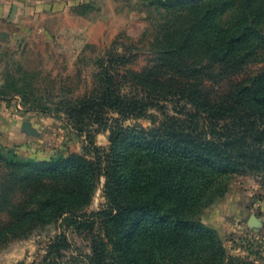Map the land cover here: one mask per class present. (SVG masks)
Returning a JSON list of instances; mask_svg holds the SVG:
<instances>
[{"label":"rangeland","instance_id":"1","mask_svg":"<svg viewBox=\"0 0 264 264\" xmlns=\"http://www.w3.org/2000/svg\"><path fill=\"white\" fill-rule=\"evenodd\" d=\"M103 7L76 9L78 16L90 12L93 21L0 25V156L25 163L75 154L110 167L117 163L102 170L88 202L75 213L27 226L12 224L10 206L2 211L0 264H136L135 230L127 232L131 243L124 254L120 219L100 216L110 209L107 176L113 185L114 171L127 169L132 144L142 150L157 135L168 139L169 128L190 131L201 120L180 91L191 87L212 97L219 87L253 85L264 72V0H108ZM104 73L139 114L68 112L84 96L99 97ZM24 120L35 134L21 133ZM146 162L153 171L168 165L152 166L141 151L133 188L124 187V180L119 192L111 188L119 201L156 191L147 187ZM4 164L0 160V199L13 205L22 195L4 188ZM157 203L158 213L144 215V222L168 223L172 208L179 209L168 191L157 194ZM251 215L258 219L255 227L248 224ZM194 218L214 231L230 255L264 264V175L230 174L223 195Z\"/></svg>","mask_w":264,"mask_h":264},{"label":"trees","instance_id":"2","mask_svg":"<svg viewBox=\"0 0 264 264\" xmlns=\"http://www.w3.org/2000/svg\"><path fill=\"white\" fill-rule=\"evenodd\" d=\"M259 77L253 85L239 82L227 90L219 87L212 97L205 90L194 94L191 87L180 91L197 108L201 120L189 127L190 131L188 127L169 128L168 139L157 135V139L148 141L142 150L138 144H132L124 158L127 169L119 174L114 171L113 185L107 176L105 185L110 194V209L100 216L113 221L120 219L122 231L126 232L123 249L131 243L127 232L135 230L131 254L136 264H255L230 255L214 231L202 226L194 217L223 195L230 174L264 175V72ZM136 108L135 103L125 101L118 94L111 76L104 73L99 97L84 96L71 104L68 112L82 115L89 110L107 109L139 114L141 109ZM141 151H145L152 166L158 162L160 165L168 162V165L153 171L146 162L142 171L149 178L147 187L155 186L156 191H148L145 199L123 203L111 193V188L119 192L122 180L124 187L133 188ZM0 160L9 168L2 181L6 184L4 188L10 187L12 193L18 190L22 195L13 205L10 199H0V213L10 206L14 210L12 224L27 226L46 223L63 213L81 209L92 195L102 170L107 172L117 165H102L75 154L25 163L1 156ZM164 191H168V198L175 200L180 210L172 208L173 219L168 223L144 222L141 218L144 215L158 213L157 194ZM178 212L181 215H177ZM153 243L159 244V248H151ZM159 249H163L162 252ZM126 252L125 248L123 253Z\"/></svg>","mask_w":264,"mask_h":264},{"label":"crops","instance_id":"3","mask_svg":"<svg viewBox=\"0 0 264 264\" xmlns=\"http://www.w3.org/2000/svg\"><path fill=\"white\" fill-rule=\"evenodd\" d=\"M108 0H0V25L16 21H93L92 14L76 15L77 8L103 9ZM102 17V15H101ZM99 21V20H97ZM5 32H1L4 36ZM22 123V122H21ZM22 134H27L20 125Z\"/></svg>","mask_w":264,"mask_h":264},{"label":"water","instance_id":"4","mask_svg":"<svg viewBox=\"0 0 264 264\" xmlns=\"http://www.w3.org/2000/svg\"><path fill=\"white\" fill-rule=\"evenodd\" d=\"M21 128L27 133V134H35L36 130L31 126L30 122L24 120L21 123ZM248 224L251 227H255L258 224V219L254 216L251 215L249 220H248Z\"/></svg>","mask_w":264,"mask_h":264}]
</instances>
